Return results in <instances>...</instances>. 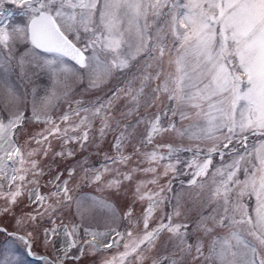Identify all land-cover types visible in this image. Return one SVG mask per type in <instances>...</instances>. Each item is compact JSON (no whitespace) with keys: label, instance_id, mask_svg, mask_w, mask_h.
<instances>
[{"label":"snow or ice","instance_id":"obj_1","mask_svg":"<svg viewBox=\"0 0 264 264\" xmlns=\"http://www.w3.org/2000/svg\"><path fill=\"white\" fill-rule=\"evenodd\" d=\"M0 264H264V0H0Z\"/></svg>","mask_w":264,"mask_h":264},{"label":"rangeland","instance_id":"obj_2","mask_svg":"<svg viewBox=\"0 0 264 264\" xmlns=\"http://www.w3.org/2000/svg\"><path fill=\"white\" fill-rule=\"evenodd\" d=\"M4 242V237L0 236V244ZM22 259L24 261V264H36V260L33 258H30L29 256L22 254Z\"/></svg>","mask_w":264,"mask_h":264}]
</instances>
